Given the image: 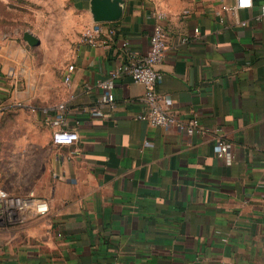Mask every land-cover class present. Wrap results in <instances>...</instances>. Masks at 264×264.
<instances>
[{
    "label": "crops",
    "instance_id": "1",
    "mask_svg": "<svg viewBox=\"0 0 264 264\" xmlns=\"http://www.w3.org/2000/svg\"><path fill=\"white\" fill-rule=\"evenodd\" d=\"M96 1L56 0L73 43L55 81L26 79L28 50L0 37V108L28 110L52 142L42 108L64 102L79 132L73 144L52 142L33 179L18 166L21 188L8 187L16 182L0 167L7 191L49 201L45 214L0 229V264H264V0H113L119 16L103 22L116 34L93 46L80 39L97 21ZM159 8L167 50L158 90L181 118L198 117L203 134L137 119L146 88L128 74L116 80L114 109L83 111L101 96L97 82L128 59L124 39L135 55L147 52ZM218 135L231 142V163L214 151Z\"/></svg>",
    "mask_w": 264,
    "mask_h": 264
},
{
    "label": "built area",
    "instance_id": "2",
    "mask_svg": "<svg viewBox=\"0 0 264 264\" xmlns=\"http://www.w3.org/2000/svg\"><path fill=\"white\" fill-rule=\"evenodd\" d=\"M254 0H236L234 8H251ZM227 8V7H225ZM157 22L150 35V44L147 52L137 56L129 51L130 41L124 39L122 46L128 53V59L118 64L105 79L99 80L97 86L102 89L101 96L95 104L83 108V111L93 117L105 116L104 106L111 109L116 107L115 86L116 80L121 75L128 74L134 80L145 85V93L141 97L144 105L143 110L136 114L139 120H145L154 126L175 127L187 134L205 133L207 129L201 125L198 117L190 119L181 118L176 112L169 108V98L158 90V85L163 80V73L158 65L163 61L167 50V35L164 20L167 18L165 9L159 8L155 11ZM264 17V5L262 13L258 18ZM245 25L246 21H242ZM199 31V28H196ZM116 34L113 25L103 21H95L87 25L81 34V43H88L93 46L108 44L109 39ZM75 71L74 63H69L63 70L62 79L66 85L73 80ZM19 106L25 104L18 102ZM31 110L36 111V106L29 105ZM44 121L52 128V142L57 145L73 144L79 140V132L69 125L68 109L64 102L59 103L55 111L50 112L49 107H43ZM231 142L221 135L216 136L214 151L217 156L231 163L233 155ZM49 210V201L38 196L34 190L26 194H16L7 191L0 186V229H7L11 226L25 223L31 217L43 215Z\"/></svg>",
    "mask_w": 264,
    "mask_h": 264
},
{
    "label": "rangeland",
    "instance_id": "3",
    "mask_svg": "<svg viewBox=\"0 0 264 264\" xmlns=\"http://www.w3.org/2000/svg\"><path fill=\"white\" fill-rule=\"evenodd\" d=\"M62 12L56 0H0V37L17 39L31 55L32 69L29 75L25 74L26 79L31 76L33 79L36 76L52 81L58 79L59 66H62L73 43L65 40V17ZM25 31L40 36V44H29L23 37ZM34 129L36 132H33ZM53 149L46 127L37 125L28 110L19 107L8 110L1 106L0 167L7 168L11 181L16 182L8 187L23 186L17 181L20 176L18 166L26 169L25 180L33 179Z\"/></svg>",
    "mask_w": 264,
    "mask_h": 264
},
{
    "label": "water",
    "instance_id": "4",
    "mask_svg": "<svg viewBox=\"0 0 264 264\" xmlns=\"http://www.w3.org/2000/svg\"><path fill=\"white\" fill-rule=\"evenodd\" d=\"M120 9L113 0H97L94 6L97 21H111L119 16ZM24 39L31 45L40 44V38L30 31L24 32Z\"/></svg>",
    "mask_w": 264,
    "mask_h": 264
}]
</instances>
